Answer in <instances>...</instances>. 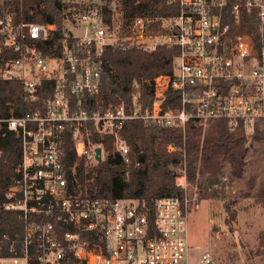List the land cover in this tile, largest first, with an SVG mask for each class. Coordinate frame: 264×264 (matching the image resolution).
Here are the masks:
<instances>
[{
    "label": "built area",
    "instance_id": "1",
    "mask_svg": "<svg viewBox=\"0 0 264 264\" xmlns=\"http://www.w3.org/2000/svg\"><path fill=\"white\" fill-rule=\"evenodd\" d=\"M16 2L21 7L23 0H0V60L6 52L16 56L0 66V79L19 83L32 108L0 118V130L20 141L3 208L16 212L25 228L22 237L0 238V264H188L194 200L164 197L149 209L131 199L73 195L62 164L64 133L73 128L77 157L96 164V148L101 161L106 152L91 143L87 123L100 137H110L113 152L125 162L128 147L119 130L126 121L184 130L190 120H222L229 129L250 130L264 121V43L254 53L246 37H225L224 0H169L178 6L175 16L128 20L120 1L112 0L109 20L89 6L72 8L67 21L74 43L64 40L59 54L44 55L39 43L52 37L54 27L26 21L12 10ZM247 6L258 9L263 28L264 0H249ZM233 10L237 18L238 5ZM160 46H177L180 54L172 74L154 80L150 107H141L138 94L129 108L87 112L80 101L75 104L74 99L99 91L105 48L152 52ZM175 183L184 188L185 174ZM197 264H214L211 253L203 251Z\"/></svg>",
    "mask_w": 264,
    "mask_h": 264
},
{
    "label": "trees",
    "instance_id": "2",
    "mask_svg": "<svg viewBox=\"0 0 264 264\" xmlns=\"http://www.w3.org/2000/svg\"><path fill=\"white\" fill-rule=\"evenodd\" d=\"M123 17L142 16L146 19L172 17L178 14V6L169 0H119ZM249 0H224L220 11L221 25L227 27L225 37L236 35L246 37L252 51L257 53L264 43L260 32L259 11L247 6ZM93 10L110 19L112 0H23L22 6L13 3L12 10L20 12L26 21L52 25L53 35L46 42L39 43L44 55L59 54L64 40L73 44L70 24L67 18L72 8ZM8 5L7 2L4 3ZM81 4V5H80ZM80 5V6H79ZM238 5L237 18L234 6ZM156 31L155 27L152 28ZM180 54L177 46H160L152 52L138 48L122 51L107 47L101 55L100 86L94 95H82L81 108L87 112L107 110L121 105L130 107L134 94H138L140 105H152L154 80L170 76L174 60ZM6 52L0 66L8 58H15ZM169 90L167 100L172 96ZM169 101L165 106H169ZM176 105V104H173ZM32 106L24 99L19 83L0 79V118L21 115ZM204 128L198 121L190 120L184 130L181 128L158 127L144 121H126L119 130L128 147V162L113 152L110 137H100L93 123H87L91 143L102 145L106 156L103 161L92 164L77 157L73 128L66 129L63 140L62 164L68 187L73 195H89L114 201L131 199L140 206L152 209L154 201L164 197H181L183 190L175 183L176 169L184 165L189 183L196 185L202 199L224 201V185L221 181L225 168L232 178H241L245 168L248 137L252 141H264V121H257L252 133L246 134L239 126L229 129L225 122L216 120ZM172 148V151L168 149ZM0 238L3 235L22 237L25 224L16 212L3 208L6 193L15 176V167L20 159V141L14 133L0 130ZM220 185V186H219ZM257 202L264 203V185L254 193ZM224 210L231 215L229 203Z\"/></svg>",
    "mask_w": 264,
    "mask_h": 264
},
{
    "label": "rangeland",
    "instance_id": "3",
    "mask_svg": "<svg viewBox=\"0 0 264 264\" xmlns=\"http://www.w3.org/2000/svg\"><path fill=\"white\" fill-rule=\"evenodd\" d=\"M260 32L264 35V27H260ZM210 122L213 121L200 124L207 128ZM252 129L244 131L250 135ZM246 145L248 152L241 178L230 177L229 170L224 169L221 179L224 201L202 199L196 185L187 180L184 165L175 171V177L183 174L186 177L185 187L180 186L182 196L198 205L188 216V264H197L203 251L211 253L214 264H264V203L254 199V193L264 185V141L248 137ZM223 202L229 203L231 215L225 212Z\"/></svg>",
    "mask_w": 264,
    "mask_h": 264
},
{
    "label": "water",
    "instance_id": "4",
    "mask_svg": "<svg viewBox=\"0 0 264 264\" xmlns=\"http://www.w3.org/2000/svg\"><path fill=\"white\" fill-rule=\"evenodd\" d=\"M95 153H96L95 159H96L98 162H100V161H101V157H100L101 149H100V148H96Z\"/></svg>",
    "mask_w": 264,
    "mask_h": 264
}]
</instances>
